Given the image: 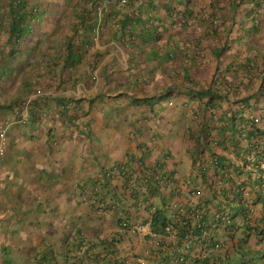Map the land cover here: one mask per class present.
<instances>
[{
    "label": "crops",
    "instance_id": "obj_1",
    "mask_svg": "<svg viewBox=\"0 0 264 264\" xmlns=\"http://www.w3.org/2000/svg\"><path fill=\"white\" fill-rule=\"evenodd\" d=\"M27 1L42 13L26 41L31 51L18 52L16 64L5 53L0 63V73H12L0 79V124H8L0 264H201L208 253L218 256L206 260L211 264H264L255 234L264 230V194L253 204L236 189L244 181L256 188L252 173L264 170V135L227 126L235 112L237 122L260 115L264 128V9L255 0H127L132 8L96 0L101 32L81 62L64 66L65 54L47 51L62 40L48 34L62 25L70 0ZM10 3L0 0V18ZM125 15L137 22L122 29ZM148 21L157 25L143 30ZM209 86L229 98L210 103L200 93ZM245 96L244 105L237 102ZM22 100L28 121L15 116ZM212 155L226 159L227 171ZM243 161L260 162L240 175ZM152 180L169 185L150 196L144 187ZM151 206L173 222L179 211L200 210L205 226L225 212L229 229H216L224 247L215 255L177 245L149 257L160 237L145 241L121 221L128 215L149 222Z\"/></svg>",
    "mask_w": 264,
    "mask_h": 264
},
{
    "label": "trees",
    "instance_id": "obj_2",
    "mask_svg": "<svg viewBox=\"0 0 264 264\" xmlns=\"http://www.w3.org/2000/svg\"><path fill=\"white\" fill-rule=\"evenodd\" d=\"M10 1L11 3L9 4L10 6L9 15H6L0 18V41L3 36L7 37L6 41L3 44L0 43V63L5 61V58H6L4 57L5 53H10V57L14 58V61H13L14 63L15 61L17 63H20L22 61L21 58H17L18 52L31 51V49H29L28 47V44H26V41H28L29 37L36 35V30L34 26L39 24L42 18L41 16L42 13L40 12L39 8L35 6H28L27 0H10ZM95 1L96 0H70L68 8H67L69 9V11L66 10L67 15H65L64 17L65 19L62 25L48 34L49 37L57 36L61 38L62 40L61 43L55 46L52 45L51 47L49 45V48L47 51L53 50V53L58 54L60 58L63 56V54H65L66 57L64 60L65 62L64 66H71L72 64L81 62L84 54L87 52V48L94 43L96 34L101 32L102 25L98 23L97 14L94 12L95 5L97 4V3L95 4ZM118 1L122 6L126 5V7L132 8L133 4L131 2L127 4H122L121 0H118ZM254 2H255L256 7L259 8V11L264 9V0H255ZM175 9L173 11H175ZM125 16H126V22L122 24L121 26L122 29L128 28L129 26L137 22V20H135L133 17H129L128 15H125ZM148 22L147 24L144 23L143 30L145 29L146 31L151 30V28L154 25H157L155 21H148ZM169 24L171 25L170 21H169ZM74 54H78L79 57L76 59H73ZM53 58L54 59H51L50 62L52 64H55L54 66L59 65L57 63L58 58L54 56ZM96 60H97V57H96ZM39 65H40V60L37 61V66ZM11 76H12V73H7V74L0 73L1 80L3 78L10 79ZM262 78H263L262 83H264V76H262ZM263 86L264 85L260 86L259 91L261 92L260 95H262L261 99L264 101V92H262ZM200 93L209 95L210 103H213L214 100L218 98H223V99L229 98L227 94H222L220 92L216 93L211 86H209L207 89L202 88ZM250 97L251 96H245L244 98L239 97L237 98V102L242 104L246 102L247 99ZM25 103L26 101L24 102V100H22L17 104L15 116L16 118H19L21 120L23 119V120L28 121L29 120L28 114L30 115V107L29 106L27 107L28 108L27 110H29V113H27V117L24 118L23 111L26 109ZM259 117L260 115L258 114H252L247 117L241 116L240 122H237V118L239 117H237L236 113L234 112L232 113L230 120H229V125L227 126H229L231 132L238 131V132L243 133L244 131H247L248 129L249 132L247 134H257L258 133L260 134V136H262L264 135V128L258 127V122L260 120ZM205 129L204 127L203 129L201 128L200 130L201 133L207 136L210 135V131L206 130L207 132H205ZM204 139L207 140L206 137H204ZM257 163H251V162L248 163V161H245V162L243 161L238 166L237 173L240 175L244 174L246 171H249L252 173L254 168L257 166ZM212 164L215 167H220L224 171H227L228 163L226 159L219 158L218 155H212ZM201 173L203 172H200V174ZM252 174H253L252 176L255 177L256 188H252L251 190L246 189L247 184L244 181V182H241L240 186H238V188L236 189H238L237 192L241 196L246 195V194L249 195L248 202L255 204L260 201V199L262 198V194H264V170L261 172H253ZM168 183L165 182V184L163 185L167 186ZM163 185H161V182L159 180H152L151 184L149 182L147 187H144L146 189L145 193H148L150 196H152L154 192H158V190L161 189ZM221 192L223 194H227L225 189H223ZM113 202L114 203H112L111 205H115V199ZM150 210L152 211V216H153L152 220H150L151 227L157 234H160L161 237H160V241H158L159 239L156 240V242H158V245H156L155 247L151 245L149 246V248H147L150 254L149 257H152L154 254H157L159 253V251H163L164 249L167 250L169 248L172 251V249L175 248V246L177 245L179 246V248L180 247L186 248L187 247L186 243L188 242L189 239L187 238L188 235L185 233L188 230V228L193 229L194 230L193 232L200 236L201 241L191 243V245L195 244V245H199L203 247L201 249L202 253H204L205 251L207 252V250H211L215 252V255H216L218 250L224 247L223 241L221 240L220 237L216 235V229L221 228V226L218 225L221 223L224 226V229H229V227L227 226H229L231 222L227 223L226 221L222 219V217H220V215H226L225 212L220 211L216 215L217 217L216 220H218V222L220 223L217 224L216 222H214L210 224L209 226H205L204 229H202L201 225L203 221L202 219L204 217L198 218L196 215H193L191 211H188L189 212L188 214H186V211L177 212L175 214L176 221L174 220L173 222V220L165 219L163 212L161 210H157L155 206H151ZM245 211L246 209H244L243 207L240 209V212H245ZM125 223H127V225H125ZM139 223H144V222H137L136 219H131L128 215H125L122 218L121 226L123 229L129 230L132 234H134V236L138 238H143L145 241L154 239L149 236L141 237L139 236L137 232L132 230V226L134 224H139ZM168 224H172L174 228L176 229L175 234L178 235V240L166 241L164 239V236L165 237L167 236L169 239L171 238V233H167L165 231V226H167ZM201 229L210 230L211 234L208 237H202L203 234H202ZM255 234L257 235L258 243L259 242L264 243V230L257 227L255 228ZM242 241L243 243H248L249 234L242 236ZM241 248H242V245H241ZM261 252L262 254H260L259 257L260 259H263L264 250L258 251V254ZM239 254L241 258H243L247 254V252L241 250ZM212 256L213 255H211V253H208L206 259L204 258L205 261H201L200 259H198V261L199 262L201 261L202 262L201 264H211L210 261H206V260L212 259V258L216 259L218 257V256L217 257H212Z\"/></svg>",
    "mask_w": 264,
    "mask_h": 264
},
{
    "label": "built area",
    "instance_id": "obj_3",
    "mask_svg": "<svg viewBox=\"0 0 264 264\" xmlns=\"http://www.w3.org/2000/svg\"><path fill=\"white\" fill-rule=\"evenodd\" d=\"M110 1V0H107ZM122 4H127L128 1L127 0H121ZM7 132H8V124L4 123V124H0V157H2L5 152H6V147H7V140H8V136H7ZM195 194L196 195H200L202 194V191L200 189H196L195 190ZM191 213H193V215H196L197 217H199L201 215V211L200 210H196V212L191 211ZM220 217H222V219L224 221H226L227 223H230V216L229 215H220ZM125 225H127V223H125ZM202 229H204L205 225H201ZM200 226V227H201ZM201 229V230H202ZM132 230L137 232L139 234V236L144 237V236H149L152 238H156L158 239L159 237H161L160 234H157L151 227V221L149 222H144V223H139V224H134L132 226ZM175 228L172 224H168L167 226H165V231L167 233H171V239L173 241L178 240V235L175 234ZM194 230L191 228H188V230L186 231L185 234L188 235V242L186 243V246L191 245V243H195V242H200V236L195 234L193 232ZM202 237H208L211 234L210 230H202ZM218 246V245H217ZM182 249H186L181 247ZM147 255H149V251H146ZM180 253H181V258L179 259L181 262L184 261V254L185 251L180 249Z\"/></svg>",
    "mask_w": 264,
    "mask_h": 264
},
{
    "label": "rangeland",
    "instance_id": "obj_4",
    "mask_svg": "<svg viewBox=\"0 0 264 264\" xmlns=\"http://www.w3.org/2000/svg\"><path fill=\"white\" fill-rule=\"evenodd\" d=\"M149 255H150V254H149ZM149 255H148V256H149Z\"/></svg>",
    "mask_w": 264,
    "mask_h": 264
}]
</instances>
